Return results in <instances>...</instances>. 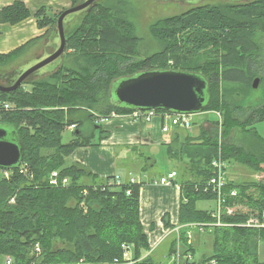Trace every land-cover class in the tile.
Returning a JSON list of instances; mask_svg holds the SVG:
<instances>
[{"label":"trees","instance_id":"1","mask_svg":"<svg viewBox=\"0 0 264 264\" xmlns=\"http://www.w3.org/2000/svg\"><path fill=\"white\" fill-rule=\"evenodd\" d=\"M71 2L75 7L81 0ZM61 13L55 14L48 7L35 13L39 29H47L45 36L54 35ZM31 16L27 5L17 1L3 9L0 22L17 26ZM83 16L80 24L66 31L65 55L75 57L77 67L61 64L47 80L32 82L31 90L23 85L11 93H0V100L16 106L15 110L0 113V125L17 133L25 150L21 166L28 171L26 176L20 167L15 168L10 179L0 181V255L6 257V262L11 258L12 264H125L123 245H130L132 264H160L150 255L145 256L151 248L140 218L142 184L128 181L117 187L114 178L100 183L83 167L68 166L75 150L92 141V137L81 139L83 123L77 125L71 119L80 111H86L91 122L131 115L133 109L116 104L111 97L115 82L145 71L176 70L200 74L209 82L210 103L204 112L220 113L224 138L234 129L255 133L256 125L264 121V103L245 113L242 107L227 101L226 96L238 90L224 88L223 79L229 75L236 81L244 70L259 71L261 74L252 79L260 77L264 83L263 47L256 40L259 23L264 31V0L194 8L162 20L152 32L164 45L163 50L140 61L136 59L140 40L119 6L97 4ZM34 43L0 54V66L13 64ZM209 48L212 53L202 65L190 60L189 54L197 55ZM171 61L173 65L168 64ZM72 125L77 126V140L66 144L64 132ZM98 131L101 139L108 137L101 126ZM201 138L191 148L195 149L194 160L202 161L205 180L182 185L179 223L225 224L213 228L214 252L202 262L263 264L258 249L264 242V228L256 226L264 224V152L256 155L239 146H220L218 133L210 136L204 131ZM194 139L189 137V143ZM220 153L226 161L255 170L258 179L227 185L220 218H214L212 212L198 210L197 204L217 199L206 191V185L212 161ZM56 172L60 186L50 184ZM65 178L69 179L67 185L62 184ZM233 190L237 191L235 196L231 195ZM167 218L165 225L169 227ZM180 241L195 254L187 237L180 236ZM57 243L64 247L56 249ZM177 243L172 245L169 259L176 253ZM36 245L42 249L40 255L34 253Z\"/></svg>","mask_w":264,"mask_h":264},{"label":"crops","instance_id":"2","mask_svg":"<svg viewBox=\"0 0 264 264\" xmlns=\"http://www.w3.org/2000/svg\"><path fill=\"white\" fill-rule=\"evenodd\" d=\"M17 1L24 2L32 16L17 26L0 22V54H9L30 41H35V43L24 51L19 58L20 60L24 58L29 61L36 59L42 52L51 53L49 50L55 48L56 41L54 38L45 36L47 29H39L34 15L42 7H48L53 13L58 14L72 6L71 0H0V14L5 7L11 6ZM57 8L60 10L59 12ZM80 112H85L87 114L86 119L88 118L86 111ZM212 113L217 116L220 115L215 111ZM73 117L71 120L77 125L83 123L81 139L92 137V141L89 146L77 148L68 158V165L84 167L101 182L108 178L120 176L124 182L135 180V183H141L140 218L151 248L147 256L150 255L160 264L168 263L171 247L174 242L179 241L180 236L186 237L188 233L192 234L193 232L194 235H201L195 230L190 232L187 225H180L179 223L182 185L186 182L203 183L205 180V169L201 164L202 161L200 159H196L198 161L193 160L195 149L191 146L195 147L196 142L193 140L189 143V134L172 126L169 119L163 115H158L149 122L136 121L131 115L110 117L104 122L102 119L91 122L90 120L73 119ZM261 124L263 123L256 125L253 130L255 133H245L241 129L233 130L228 142L253 154L260 155L264 152V134L259 130ZM203 125L207 126V130L214 127L213 124L205 122ZM94 126H96V131ZM100 126L108 134L105 139H101L98 131ZM164 127H168L169 131L164 132ZM75 131L77 134L74 133ZM75 131H70L72 133L68 137L67 144L77 140L78 131ZM66 133H68V129L65 130L64 135ZM185 149L188 154L184 153ZM164 151H166L164 158L166 165L173 168L167 173L161 171L159 174H154V169H160V160L163 161ZM170 151L172 152L170 153ZM144 162L150 164L149 168H141L140 173H138L137 167L141 163L144 165ZM231 164H233L232 168L240 166L234 161H228V185L234 184L238 178L237 171L236 174L230 171ZM174 171L177 173V177L172 180L171 185L159 183L162 177ZM240 171L242 183L238 185L257 181V172L255 176H251L249 170L241 169ZM2 174L3 177L0 181L4 178V173L2 172ZM216 207H218L216 200L201 201L197 204L198 210L212 213L216 212ZM166 215L169 216L167 218L169 227L165 225L164 217ZM204 233H213V229H206ZM189 244H193V241H189ZM206 255H203V259L199 260L203 261L211 256L206 257ZM129 257L133 259V250ZM4 259L6 260V257Z\"/></svg>","mask_w":264,"mask_h":264},{"label":"rangeland","instance_id":"3","mask_svg":"<svg viewBox=\"0 0 264 264\" xmlns=\"http://www.w3.org/2000/svg\"><path fill=\"white\" fill-rule=\"evenodd\" d=\"M123 1L126 2L125 5H124ZM249 3H252V2H249ZM249 3H247V2H241V3L230 2L227 0H205L198 5H196V4L195 5L184 4V3H173V2H163V1L158 2L155 0H98V2H97V4H106L109 6H119L121 11L123 12V14L126 16V18L132 22V24L134 25V28H135V35L140 40V42L138 44V48H137V58H136L138 61L149 58L150 56H152L156 53H159L163 50L164 45L156 39V37L154 36V34L152 32V27L154 25H156L158 22L165 20V19H168V18H171V17H175L178 15L187 13L194 8H200V7H206V6H223V5H227V6L246 5ZM59 11L60 10L58 9V12ZM58 14H60V13H58ZM83 17L84 16L81 14L80 16H77L72 21H70L66 25V31L67 32L72 31L78 24L81 23ZM259 25H260V27L256 29V40L263 47V58H264V31L262 30V26L260 23H259ZM191 49H190V51H191ZM54 50H55V48L51 49L49 51L51 53H53ZM51 53L42 52L36 57V59L29 60V61L28 60L26 61L24 58H23V60L17 59L11 65L0 66V82L4 85H9L8 79L11 76L15 75L22 67H24L28 63L29 64L33 63L37 59H40L41 57H43L45 54H51ZM211 53H212V48H209L206 51L199 53L197 55L189 54V58H190V60H192L194 62V64L202 65L203 63L206 62V60L208 59V56L211 55ZM62 64L73 66L74 68H75V66L76 67L78 66L76 61H75V57H68L67 55L63 56ZM168 64L173 65V61H171ZM243 72H244L243 74L238 76V79L236 81L229 79V78H231V76L228 75L227 79H223V87L224 88H226V87L237 88L238 91H236L235 94L227 95L226 99L228 102L236 103L237 106L242 107L245 113H247V112L249 113L251 108H254V107L264 103V83L260 82L259 87L257 89H254L253 83H254V80L256 78L252 79V77L256 74H261V72L255 71L254 73H249L246 70H244ZM49 76H50V72L37 74V75L31 77L27 81L28 84L27 83L24 84V88L31 90L33 88L32 84H31L32 82L47 80L49 78ZM258 78H260V77H258ZM202 113L205 114L203 117L202 116L197 117L198 114H196V116H194L195 121L198 120L199 122H201L202 120H204V121L206 120L205 123L213 124L214 127L209 128L207 130V128H206L207 126H205V125H202L201 127L196 126L195 131L193 133L195 135L194 141L196 142V144L199 143L198 141L203 140L201 137H202V135H204V131H205V134L210 135V136H212L213 133H218V139H219V145L220 146H223L224 143L232 145L231 143L228 142V139L230 136L228 138H224V136H223V127H222L223 117L222 116L218 117L215 113H212V112H202ZM114 116H116V115H113L112 117H114ZM86 117H87V114L85 112H78L76 115H74L73 119L88 121V119H86ZM208 119H210V120L208 121ZM104 121H105V119H104ZM260 123H263V124L259 125V130L262 132V134H264L263 133L264 132V121H262ZM72 126L67 127L68 133H66V135H64V141L63 142L66 144L69 141V138H68L69 135H71V133H72L70 131H75L77 128L76 125H75L76 128H72ZM242 131L247 133L244 130H242ZM232 132H231V134H232ZM190 137H192V136H190ZM185 151H186V149H185ZM50 152H53V151H50ZM50 152H47V153H50ZM165 157H166V151H164L163 155H162L163 161H161L159 159L160 160V165H159L160 169H154L155 170L154 174H159V173H161V171L167 173L168 170L173 168L172 166L166 165V162L164 160ZM196 161H198V160H196ZM149 165L150 164L148 162H144V165H142V163H141V165L137 167V169H139L137 172L140 173L141 168H149ZM68 166H71V165H68ZM240 166H236V167L232 168L233 164L230 165V171L234 172L235 174L237 171L238 178L234 181L235 185L242 183L241 182V171H240L241 169L249 170L251 176L256 175L255 170H252L251 168L249 169V167L242 165V164H240ZM1 170H0V179L3 177L2 172L4 173L5 171H11V170H4V169H3V171H1ZM12 171H13V169H12ZM56 173H57L56 176L58 177L59 173L58 172H56ZM227 176H228V169H227ZM4 178H5V175H4ZM111 179L112 178H108L106 181H108V182L113 181ZM100 183H102V182L100 181ZM114 183L115 184H113V185H116L117 187H119V186L124 185L126 182H124L120 177V182L117 183L116 178H114ZM181 201H182V199H181ZM180 204H181V202H180ZM140 207H141V202H140ZM84 208H87V207L84 206ZM216 208H217L216 209V213H217V212H219V209H218V207H216ZM179 216H180V210H179ZM215 223H217V222H215ZM203 224L204 223H196V224H188L187 225L190 228V232L195 230V231H198L199 234H201V235H194V232H193L192 234L188 233L186 236L188 238V241H191V242L193 241V244H191L190 247L193 248V250H194V253H195L194 257L196 260L203 259L202 256L206 255V254H207L206 257L210 256V255L212 256L213 252H214L213 251L214 242H215L214 234L213 233H209V234L204 233L203 234V232H206V229L207 230L209 228L213 229L216 226L208 225L202 229L201 225H203ZM221 225L225 226V224H223V223H221ZM256 227L263 229L264 224L257 225ZM178 233H179V231H178ZM195 233H197V232H195ZM148 241H149V239H148ZM63 247H64V245L62 243H57L55 245L56 249H60ZM145 256H147V253L145 254ZM4 258H5L4 256L0 255V264H7V262L5 261ZM258 259L260 260L261 263L264 264V242L260 243V246L258 249ZM199 261H201V260H199Z\"/></svg>","mask_w":264,"mask_h":264},{"label":"water","instance_id":"4","mask_svg":"<svg viewBox=\"0 0 264 264\" xmlns=\"http://www.w3.org/2000/svg\"><path fill=\"white\" fill-rule=\"evenodd\" d=\"M193 1V0H185ZM98 0H81L80 4L62 11L54 29L55 50L31 64H26L9 81L0 82V93L18 90L31 77L52 72L62 64L67 48L66 25L77 16L85 14L97 5ZM256 78L253 88L260 85ZM111 97L116 104L135 110L164 111L171 114H201L210 103V84L200 74L176 71L153 70L136 74L115 82ZM24 146L17 133L0 125V168H19L24 160Z\"/></svg>","mask_w":264,"mask_h":264},{"label":"built area","instance_id":"5","mask_svg":"<svg viewBox=\"0 0 264 264\" xmlns=\"http://www.w3.org/2000/svg\"><path fill=\"white\" fill-rule=\"evenodd\" d=\"M16 106L12 104L11 102L8 101H3L0 100V113H5V112H10L12 110H15ZM219 112H217L218 114ZM158 115H163L164 117H167L170 120V123L172 126L179 128L183 131H186L190 136L195 137L193 134L195 131L196 126L201 127L203 123L206 121L202 120L199 122L198 120L195 121L194 116L196 115H187V114H161L158 111L154 110H149V111H144V110H135L131 116L134 120L136 121H152L153 118H155ZM204 113L198 114L197 117L199 116H204ZM218 117H221L218 115ZM104 121V119H102ZM72 128H76L75 125L72 126ZM164 131L167 132L169 131L168 127H164ZM227 169H228V162L221 157V153L219 154V157L215 158L212 161L211 164V178L209 182L206 185V191H211L213 194L217 196L216 202L218 204V209L219 212H213V217L214 218H220V211H221V204L224 200V193H225V188L228 185L227 182ZM20 172L22 174H25L28 176V171L26 170L24 165H20ZM57 173L53 175V177L50 179V184L52 186H60L61 182H59L58 177L56 176ZM5 178L10 179L13 175V171H5L4 172ZM177 177V173L171 172L167 176L162 177L159 180V183L161 185H171L172 180H174ZM117 180V183L120 182V177L116 176L114 177ZM131 183H135V180H130ZM63 185L69 184V179L65 178L62 181ZM85 194H87V191H85ZM128 195H130V192H127ZM237 194V191L233 190L231 191V195L235 196ZM212 225V226H222L221 222L217 223H212V224H203L201 225L202 229L205 226ZM177 251L172 255L168 263L166 264H217L215 260L207 261V262H202L198 261L195 259L194 255L190 252L187 251L184 246L182 245L180 239L178 241V246H177ZM124 249V258H125V264H132V259L129 257L130 252H132V246L130 245H123ZM41 247L40 245H36L35 247V252L36 254L40 255L41 254ZM7 264H12V259L8 258L7 259ZM113 264H122L119 261H116Z\"/></svg>","mask_w":264,"mask_h":264},{"label":"flooded vegetation","instance_id":"6","mask_svg":"<svg viewBox=\"0 0 264 264\" xmlns=\"http://www.w3.org/2000/svg\"><path fill=\"white\" fill-rule=\"evenodd\" d=\"M155 1H163V2H173V3H184V4H193V5H198V4H200V3H202L203 1H205V0H193V1H185V0H155ZM227 1H230V2H239V3H241V2H247V3H249V2H253V1H255V0H227ZM11 78H12V76H11ZM11 78H9V81L11 80Z\"/></svg>","mask_w":264,"mask_h":264}]
</instances>
